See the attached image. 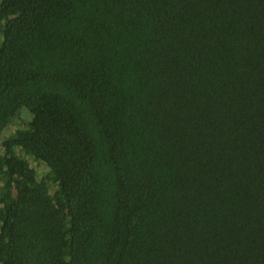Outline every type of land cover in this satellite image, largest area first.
<instances>
[{"label":"trees","instance_id":"1","mask_svg":"<svg viewBox=\"0 0 264 264\" xmlns=\"http://www.w3.org/2000/svg\"><path fill=\"white\" fill-rule=\"evenodd\" d=\"M0 264H264V0H0Z\"/></svg>","mask_w":264,"mask_h":264},{"label":"rangeland","instance_id":"2","mask_svg":"<svg viewBox=\"0 0 264 264\" xmlns=\"http://www.w3.org/2000/svg\"><path fill=\"white\" fill-rule=\"evenodd\" d=\"M29 120H30L29 113L25 111L21 112L19 117L13 119L11 123H9V125L5 128V130L2 133V139L14 133L18 128H22L24 124L27 123V121ZM29 162L31 166L36 169V172L38 173L39 176L44 175L48 170L46 166L41 164L40 162L38 163L32 159H29Z\"/></svg>","mask_w":264,"mask_h":264}]
</instances>
